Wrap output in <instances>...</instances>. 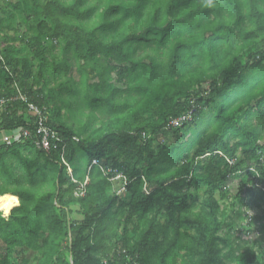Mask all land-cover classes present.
I'll list each match as a JSON object with an SVG mask.
<instances>
[{
    "label": "trees",
    "instance_id": "1",
    "mask_svg": "<svg viewBox=\"0 0 264 264\" xmlns=\"http://www.w3.org/2000/svg\"><path fill=\"white\" fill-rule=\"evenodd\" d=\"M0 53V264H264V0H0Z\"/></svg>",
    "mask_w": 264,
    "mask_h": 264
},
{
    "label": "built area",
    "instance_id": "2",
    "mask_svg": "<svg viewBox=\"0 0 264 264\" xmlns=\"http://www.w3.org/2000/svg\"><path fill=\"white\" fill-rule=\"evenodd\" d=\"M2 54L0 53V68L3 67L5 69V71L7 73H9V75L11 74L3 59V57L1 56ZM14 87L17 86L14 84ZM19 100L21 101L24 106H26V110L30 113V115L33 117V125L35 126V134L32 136L31 135V131L29 130H22L21 133L18 135L16 134L15 136H4L3 141L4 143H8L11 144L12 142L18 143L21 141H24L26 139L29 138H33V142L34 145L39 149V150H43V151H49L51 149V145L53 143H51V139H52V132L50 130L49 127H47V125L45 124V119H44V115H43V111L38 109V107L33 104L32 102L28 101V97L23 94L21 91H19L17 89V94H14L13 96H11V98H9V101H16ZM5 102V98L0 99V106H2ZM194 110L189 109L186 113H183L179 116L170 118L166 128H178L180 126H182L184 123L188 122L189 120H191V117L193 116ZM54 139V138H53ZM56 141L59 140L58 137H55ZM163 140V139H162ZM62 156V155H61ZM230 163H232V161L229 160ZM93 164H96L97 161L93 160L92 162ZM102 171L104 172L105 175L109 174L111 172L110 168H103ZM122 175L119 173L116 176H114L112 179H116V178H120ZM124 191V187H121L117 193ZM79 194H83V191L81 190Z\"/></svg>",
    "mask_w": 264,
    "mask_h": 264
},
{
    "label": "rangeland",
    "instance_id": "3",
    "mask_svg": "<svg viewBox=\"0 0 264 264\" xmlns=\"http://www.w3.org/2000/svg\"><path fill=\"white\" fill-rule=\"evenodd\" d=\"M67 75L72 76L74 79H78L79 76H78V73L75 70V65L74 64L71 65V68H70L69 73ZM75 107H76V112L80 115L81 108L78 106V104H75ZM78 118H80V117L76 115L75 116V120L78 119ZM208 119L209 118H207V119H203V118L199 119L198 122H197V125L192 127V132L191 133L194 136L197 135L198 133H200L202 131V129H203V122L202 121L205 122ZM64 120H65V122L68 125H73V119L71 118L70 114L65 113ZM78 123H79L78 124V131L79 132H83L84 129H86L85 121H83L81 119V120L78 121ZM95 126H96V124H95ZM92 127H93V125H92ZM92 127H89V130H88L89 132H90ZM0 137H1V135H0ZM187 140H188V137H186L183 141H181L179 143H176V141L174 139H172L169 142L170 144H174L176 146H182V147L176 148L177 151L172 150L171 155L173 157H174V154H177V153L182 151V149L185 147L184 144H185V142H187ZM232 187L235 188V186H232ZM246 209H247L246 212L249 213V215H257V216H259V218L254 221L253 227L260 228L261 225L264 224V211L262 209H258V208H254V207H247ZM1 214L4 215V216H7V214H4L2 211H1ZM256 234H257L256 232L254 234H252V233L242 234V236H240L241 237V240H240L241 242H239V244H242V240L249 241V240L253 239L254 237H256ZM261 236L264 238V234L263 235L261 234Z\"/></svg>",
    "mask_w": 264,
    "mask_h": 264
},
{
    "label": "clouds",
    "instance_id": "4",
    "mask_svg": "<svg viewBox=\"0 0 264 264\" xmlns=\"http://www.w3.org/2000/svg\"><path fill=\"white\" fill-rule=\"evenodd\" d=\"M257 185L259 186V188L264 192V183H262V182H259V183H257ZM18 203V202H17ZM247 208V207H246ZM245 210H247V209H245ZM249 214V213H248ZM8 215V214H7Z\"/></svg>",
    "mask_w": 264,
    "mask_h": 264
},
{
    "label": "bare ground",
    "instance_id": "5",
    "mask_svg": "<svg viewBox=\"0 0 264 264\" xmlns=\"http://www.w3.org/2000/svg\"><path fill=\"white\" fill-rule=\"evenodd\" d=\"M4 199H5V198H4ZM4 199H3V200H4Z\"/></svg>",
    "mask_w": 264,
    "mask_h": 264
}]
</instances>
